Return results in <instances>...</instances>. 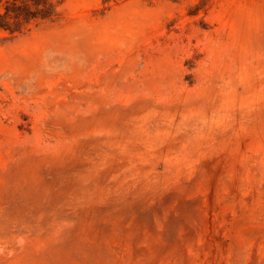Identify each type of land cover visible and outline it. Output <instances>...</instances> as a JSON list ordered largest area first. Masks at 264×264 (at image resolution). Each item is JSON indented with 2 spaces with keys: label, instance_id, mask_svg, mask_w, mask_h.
<instances>
[{
  "label": "rangeland",
  "instance_id": "1",
  "mask_svg": "<svg viewBox=\"0 0 264 264\" xmlns=\"http://www.w3.org/2000/svg\"><path fill=\"white\" fill-rule=\"evenodd\" d=\"M0 264H264V0H0Z\"/></svg>",
  "mask_w": 264,
  "mask_h": 264
}]
</instances>
